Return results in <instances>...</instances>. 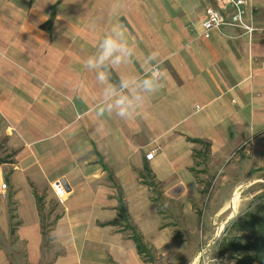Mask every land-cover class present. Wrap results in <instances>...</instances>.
I'll list each match as a JSON object with an SVG mask.
<instances>
[{"label": "crops", "instance_id": "0c3cea01", "mask_svg": "<svg viewBox=\"0 0 264 264\" xmlns=\"http://www.w3.org/2000/svg\"><path fill=\"white\" fill-rule=\"evenodd\" d=\"M245 1L251 37L205 38L212 0H0V264H213L197 258L212 224L264 172V0ZM114 24L136 48L114 83L162 60L163 87L128 120L97 116L85 67ZM200 157L218 173L203 207Z\"/></svg>", "mask_w": 264, "mask_h": 264}, {"label": "clouds", "instance_id": "9594fccd", "mask_svg": "<svg viewBox=\"0 0 264 264\" xmlns=\"http://www.w3.org/2000/svg\"><path fill=\"white\" fill-rule=\"evenodd\" d=\"M135 55V45L130 43L125 26L114 24L85 61V67L96 73L97 82L103 86L96 109L99 118L131 119L163 87L158 51L145 57L149 70L144 75H129L113 82V70L132 63Z\"/></svg>", "mask_w": 264, "mask_h": 264}, {"label": "trees", "instance_id": "16d2710c", "mask_svg": "<svg viewBox=\"0 0 264 264\" xmlns=\"http://www.w3.org/2000/svg\"><path fill=\"white\" fill-rule=\"evenodd\" d=\"M205 145V153L209 151V144ZM40 202V197H36ZM225 235L218 243V254L226 255L235 264H264V195L255 206L234 217ZM12 230V229H11ZM45 241L47 231L43 227ZM139 253L145 254L146 261L151 263V257L146 250L140 236L132 234Z\"/></svg>", "mask_w": 264, "mask_h": 264}, {"label": "rangeland", "instance_id": "374dc122", "mask_svg": "<svg viewBox=\"0 0 264 264\" xmlns=\"http://www.w3.org/2000/svg\"><path fill=\"white\" fill-rule=\"evenodd\" d=\"M197 177L202 181H207L206 185L203 188V198L205 199V203L203 206L207 205V201L210 197L215 196L217 192V188L213 184V180L218 173H214L210 171L209 161L208 159H203L200 157V162H198L195 170ZM204 176L205 179H204ZM233 176H237V173L234 172ZM245 176V175H244ZM223 195V193H222ZM264 195V172H249L248 175L245 176V179L234 193H232L231 200V209H233V214L229 218L222 217L216 220L211 228V231L214 232V237H212L211 241L206 250V256L209 259L213 257H217L222 264H235L230 259L226 257V255L218 254V243L220 238L225 235L227 228L230 225V222L234 217L239 216L244 211L249 209L252 206H255L256 203L260 201V197ZM155 264H159L156 262ZM214 264V263H213Z\"/></svg>", "mask_w": 264, "mask_h": 264}, {"label": "built area", "instance_id": "2783aa9c", "mask_svg": "<svg viewBox=\"0 0 264 264\" xmlns=\"http://www.w3.org/2000/svg\"><path fill=\"white\" fill-rule=\"evenodd\" d=\"M245 5V0H212V3L205 9L202 36L209 37L213 29L220 30L223 27H233L241 29L243 35L251 37L257 29L244 19ZM152 156V152L146 154L147 159H151ZM51 186L57 199L60 200L65 196L66 191L60 180L54 181ZM6 188L7 184L2 182L0 189L4 191ZM206 250L207 248H203L197 258H204ZM211 260L214 264H222L217 257H213Z\"/></svg>", "mask_w": 264, "mask_h": 264}]
</instances>
